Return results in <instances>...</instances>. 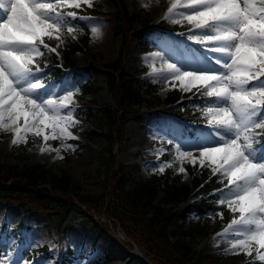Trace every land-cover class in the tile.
Segmentation results:
<instances>
[{
  "label": "snow or ice",
  "instance_id": "6c2138e0",
  "mask_svg": "<svg viewBox=\"0 0 264 264\" xmlns=\"http://www.w3.org/2000/svg\"><path fill=\"white\" fill-rule=\"evenodd\" d=\"M93 2L0 0V131L12 134L11 145L27 143L29 134L44 142L76 139L70 131L78 123L76 92L46 82L48 65L41 62L48 54L58 57L66 38L82 30L76 21L91 20L75 10ZM163 20L192 26L187 40L203 49L196 60L205 65L185 67L188 53L150 54L148 75L154 83L178 82L183 92L203 101L202 134L187 145L172 139L167 144L175 160L210 169L223 185L213 195L217 206L232 214L217 234L230 244L226 251L254 257L249 264H264V0H171ZM90 31L99 37V27ZM46 150L60 151L50 145L40 149ZM166 167L172 164L162 162L158 171ZM216 215L223 218L222 211Z\"/></svg>",
  "mask_w": 264,
  "mask_h": 264
},
{
  "label": "rangeland",
  "instance_id": "374dc122",
  "mask_svg": "<svg viewBox=\"0 0 264 264\" xmlns=\"http://www.w3.org/2000/svg\"><path fill=\"white\" fill-rule=\"evenodd\" d=\"M115 2L114 0H94L92 7L84 5L82 9L75 10L78 15L91 17L90 21H82L89 30L86 42L83 41L79 32H75L74 37L82 43L83 49L76 52L72 62L74 65H66L63 60L57 58L56 61L60 60L61 64L57 63L56 65L61 66L63 76L59 79L46 80V82H52L66 90L76 92L74 96L75 109L83 100L80 97L79 83L74 80L73 73L75 72L80 73L84 80H87L91 85L92 91L86 98L92 99L95 107L111 104L113 101L101 65L118 59L123 47L120 36L115 35L116 18H114V14L119 9ZM168 2L169 0L124 1L127 11L136 13L138 17L132 25L136 26L138 21L144 20L148 29V32L141 39L134 31L130 33L127 43L124 45L126 52L122 62L127 72L135 75L141 81V94L150 96V104H142L137 108L136 115L130 116L123 125L120 140L114 146L117 160L124 165V171L129 172L134 180L147 179L153 174L161 173L158 171V166L162 162L166 163L163 154L167 149L164 146L167 143L168 125L170 122L181 120L179 116L182 113V108L174 109L173 105L165 104V99L174 90H179L183 96H188L191 93L183 92L178 82L175 86L172 82L168 84L154 83L153 78L148 75L152 64L150 54L156 51L164 52L166 55L188 53L192 57L189 56L190 62L185 64V67H192L190 64L197 63L196 57H199L200 51H203L199 45L187 40L186 34L192 26L188 25L186 21L181 24H172L163 20ZM97 8L100 13L90 12V10ZM68 10L73 9H66V11ZM92 26L99 27V37H95L91 33L90 28ZM180 33H185V35H180ZM48 42L50 45L55 43L52 47L56 46L55 40ZM166 44H168L169 49ZM172 59H177V56L174 55ZM45 63L48 65L47 68L54 64L43 61L41 66ZM155 64L156 67H160L159 61H156ZM145 81L153 85L150 94L147 93ZM200 116L202 117L201 112ZM76 120L78 123L70 129L76 139H70L66 142L61 140L44 142L42 138L33 137L29 134L27 143L13 146L11 145L12 134L0 131V164L22 166L40 163L51 167L54 171L64 170L68 172L81 185L84 192L91 194L100 192L105 183L102 173L99 172L100 163L95 154L96 150L101 149L106 144V140L103 138L95 139L91 143H87L82 138L81 132L94 127L97 121L91 118L90 121L79 125L81 121ZM190 123L193 122L190 121ZM205 123L203 122L200 127H197L194 134L186 133L185 137H181L177 142L187 145L189 142L195 141L202 134ZM160 137L164 139L161 140ZM76 141H81L86 145L79 146ZM64 143L71 144L73 147L65 148ZM49 145L52 148H59L60 151L46 150L41 153V147L47 149ZM158 155L160 159H157ZM185 163L190 167L193 166L188 161ZM196 168L202 170L199 164L196 165ZM204 169L207 173H211L210 169ZM179 174L181 183L193 186L192 174L190 175L187 170L185 173L179 172ZM222 187L221 184L219 188ZM219 188L214 189V191ZM162 195L163 193L159 192L158 199L162 198ZM207 196L204 188L194 187L189 201H199ZM214 198L213 206L218 207V196L214 195ZM221 209L223 218L216 215L219 211L212 212L211 209H208L204 216L193 213L189 217L190 222L199 221L200 224H206L209 231L207 236L195 238L193 240L194 246L201 252L202 257L206 255L219 256V264L249 263V260L254 257L250 258L244 254L237 255L227 252L230 244L225 238L217 235L223 231L232 218V214L226 208ZM80 215L77 210H73L72 213L62 216L63 221L57 222L56 217H48L43 212L38 213L35 210L24 212L18 207L5 206L0 202V259L7 257L8 264H125L128 262L129 252L119 242L118 247H111L107 241L92 240V236L86 234L81 227L82 218ZM175 222H180V220L172 221L173 224ZM18 224L21 226L15 230L14 234L12 231ZM113 232L118 234L119 238H123L120 226H117ZM68 250L74 254L69 255ZM131 252L138 253L135 244H133Z\"/></svg>",
  "mask_w": 264,
  "mask_h": 264
},
{
  "label": "trees",
  "instance_id": "16d2710c",
  "mask_svg": "<svg viewBox=\"0 0 264 264\" xmlns=\"http://www.w3.org/2000/svg\"><path fill=\"white\" fill-rule=\"evenodd\" d=\"M119 7L114 14L116 18L115 35L122 40L120 56L115 61L103 63L102 73L105 82L113 97L111 105H103L96 109L90 103H81L74 111V116L82 121L96 119L95 127L86 129L81 135L87 143L95 139H104L106 144L96 150L95 157L100 163L99 172L102 173L105 186L97 193H88L82 190L81 185L72 175L64 170L54 171L43 164L8 165L0 164V201L5 205L19 206L24 210L29 208L45 212L48 216L61 217L79 212L82 218L81 227L87 234H91L93 240L107 241L109 246L118 247V242L128 250L129 259L125 264H219V256L206 255L194 246L193 240L197 237L208 235L206 224L189 222L188 216L195 212L204 215L213 200L205 199L199 202H187L192 194V189L198 187L210 193L214 187L220 184L216 177H211L206 169H197L186 163L174 159L172 146L165 145L167 152L164 159L172 164L166 167L165 172L152 175L147 179H137L130 175L124 165L116 158L114 146L119 141L123 131V125L136 115L137 108L142 104H150V98L141 94L139 79L127 72L122 62L125 54L124 45L133 31L141 39L148 31L144 20L138 21L136 26V13H130L125 7V0H115ZM94 14L100 13L98 8L90 10ZM82 30L83 41L86 40L89 30L82 21L75 22ZM71 36H74L73 33ZM66 38V43L58 48L59 55L66 65H74L73 58L77 51L83 49L78 39ZM86 42V41H85ZM57 44V42H56ZM55 43H51L54 46ZM59 57V56H58ZM56 54H48L46 60L54 62V66L46 70V79L58 76L62 73L56 65ZM74 78L82 86V97L91 93V85L81 82L83 76L74 73ZM147 93L153 88L150 82H146ZM181 93L174 90L166 97V102L176 101ZM188 114L199 115V107H202L201 98L182 101ZM196 122H200L197 118ZM168 137L174 142L184 135V129L189 128L190 133L195 131L194 126L170 124ZM79 146H85L81 141H76ZM193 174V186L179 181V167ZM211 177V179H210ZM203 185V187H201ZM159 192L162 198L158 199ZM186 202L184 205L182 203ZM182 205V207H180ZM179 219L180 222L172 223ZM121 227L122 233L129 238L138 249V253L131 252L132 244L121 240L113 230Z\"/></svg>",
  "mask_w": 264,
  "mask_h": 264
},
{
  "label": "bare ground",
  "instance_id": "6f19581e",
  "mask_svg": "<svg viewBox=\"0 0 264 264\" xmlns=\"http://www.w3.org/2000/svg\"><path fill=\"white\" fill-rule=\"evenodd\" d=\"M166 5H167V8L170 7V5H171V0H169V2L166 3ZM166 45H167V47H168V44H166ZM173 48H174V46H173ZM168 49H169V47H168ZM190 65H192V67H196V66L204 67V66H205L203 63H201V64H198V63H192V64H190Z\"/></svg>",
  "mask_w": 264,
  "mask_h": 264
}]
</instances>
